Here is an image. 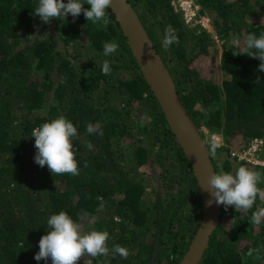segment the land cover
I'll return each mask as SVG.
<instances>
[{
    "label": "trees",
    "instance_id": "1",
    "mask_svg": "<svg viewBox=\"0 0 264 264\" xmlns=\"http://www.w3.org/2000/svg\"><path fill=\"white\" fill-rule=\"evenodd\" d=\"M128 1L201 135L203 127L222 135L224 145L209 153L216 173L257 169L264 190V168L231 155L252 137H264V71L258 58L233 55L230 48L236 37L264 33V0H194L212 31L185 22L171 0ZM38 2L0 0V264H51L34 255L47 219L61 210L85 231L109 233V253L78 264H178L200 222L199 187L114 13L106 9V31L83 12L44 23L33 14ZM168 26L179 43L165 48ZM219 40L216 77L196 60L217 53ZM113 41L119 48L106 56L103 45ZM60 115L77 128L78 175H52L34 161L32 131ZM97 122L102 136L86 130ZM261 207L259 197L246 213L222 205L198 264H264V249L258 257L247 255L264 245V220L250 222ZM116 244L128 250L127 259L112 252Z\"/></svg>",
    "mask_w": 264,
    "mask_h": 264
},
{
    "label": "clouds",
    "instance_id": "2",
    "mask_svg": "<svg viewBox=\"0 0 264 264\" xmlns=\"http://www.w3.org/2000/svg\"><path fill=\"white\" fill-rule=\"evenodd\" d=\"M89 8H84V4ZM112 0H39L38 6L34 8V15L40 17L44 23H50L52 19L58 18L61 21L68 15L73 19L78 17L81 12L87 21L98 25L102 30H107L110 20L106 14V9L110 8ZM174 43H179V39L171 26L166 27L163 46L169 47ZM119 48L117 42H106L103 45L104 54L111 55ZM233 55H247L258 58L261 62L258 65L259 71H264V33L257 36L255 33H248L243 41L239 37L233 39ZM111 65L108 60L102 64V71L105 75L111 73ZM86 130L89 134L102 136L103 130L99 122L95 125L88 124ZM77 128L71 120L63 115L53 118L36 127L31 136L35 138L34 146L36 154L34 161L41 167L47 165L50 173L63 175L70 173L78 175V164L75 158L77 149L72 141L77 137ZM88 147L91 149L92 144ZM220 144L213 139L207 149L211 155H215ZM261 173L240 166L235 172L224 171L214 172L208 178V188L210 195L217 204H222L226 208L234 206L239 212L246 213L252 209L257 198L264 200V190L258 187L261 182ZM212 203V200L207 202ZM264 220V207L252 213L250 222L261 224ZM47 232L38 241L39 251L35 253L34 259L51 260V264H78L82 257H97L107 255L109 248L107 241L109 233L100 230L85 231L81 224L65 211L61 210L57 214H52L47 219ZM264 249V245L257 248H250L247 252L249 257L258 254ZM114 254L127 259L128 250L116 244L112 248ZM84 264H90L85 260Z\"/></svg>",
    "mask_w": 264,
    "mask_h": 264
},
{
    "label": "water",
    "instance_id": "3",
    "mask_svg": "<svg viewBox=\"0 0 264 264\" xmlns=\"http://www.w3.org/2000/svg\"><path fill=\"white\" fill-rule=\"evenodd\" d=\"M110 9L196 178L201 199V218L178 264H198L222 212V204H217L206 189L209 176L216 172L207 149L208 143L187 113L172 75L132 4L128 0H112ZM209 200H212L211 204L207 203Z\"/></svg>",
    "mask_w": 264,
    "mask_h": 264
},
{
    "label": "built area",
    "instance_id": "4",
    "mask_svg": "<svg viewBox=\"0 0 264 264\" xmlns=\"http://www.w3.org/2000/svg\"><path fill=\"white\" fill-rule=\"evenodd\" d=\"M171 4L175 11H180L182 13L185 22L190 24L199 23L204 28L209 26L208 17L205 15H198L199 6L194 0H171ZM220 136V133L212 132L209 135V143L215 139L219 142L220 146L224 145L223 137ZM231 155L238 162H246L264 168V137H252L249 143L242 149H233ZM258 156H262L263 158Z\"/></svg>",
    "mask_w": 264,
    "mask_h": 264
},
{
    "label": "rangeland",
    "instance_id": "5",
    "mask_svg": "<svg viewBox=\"0 0 264 264\" xmlns=\"http://www.w3.org/2000/svg\"><path fill=\"white\" fill-rule=\"evenodd\" d=\"M264 21V18L263 20ZM208 30L212 31V25H210V22H209V26L207 27ZM215 40H218L219 38H217L215 36L214 38ZM31 40L29 39V42ZM217 48H218V52L217 53H213V54H208L206 56H202L200 58H198L196 60V65L199 66L203 71H209V73H212L214 74L216 77H219L221 75V71H220V65H219V60H220V54H221V41L219 40L218 43H217ZM202 132L204 133V137L206 138L207 140V143L209 144V135L212 133V132H209L206 128H202L201 129ZM222 136V135H221ZM220 136V137H221ZM222 139V138H221ZM260 158H263L262 156H258ZM260 169V168H259ZM145 170L146 172H149L150 168H149V165L145 167ZM256 172H257V169H256Z\"/></svg>",
    "mask_w": 264,
    "mask_h": 264
}]
</instances>
